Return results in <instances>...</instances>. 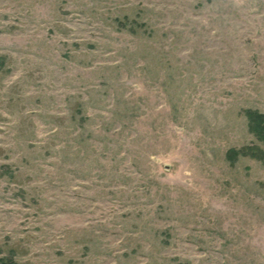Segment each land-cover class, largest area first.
<instances>
[{
	"label": "rangeland",
	"instance_id": "1",
	"mask_svg": "<svg viewBox=\"0 0 264 264\" xmlns=\"http://www.w3.org/2000/svg\"><path fill=\"white\" fill-rule=\"evenodd\" d=\"M247 107L264 0H0V256L264 264Z\"/></svg>",
	"mask_w": 264,
	"mask_h": 264
},
{
	"label": "trees",
	"instance_id": "2",
	"mask_svg": "<svg viewBox=\"0 0 264 264\" xmlns=\"http://www.w3.org/2000/svg\"><path fill=\"white\" fill-rule=\"evenodd\" d=\"M120 27L137 31L138 28L144 27L145 23H140L138 20L124 17L116 19ZM242 114L246 120L247 130L257 143L245 145L240 148L230 147L225 152V160L230 164H235L240 157L248 156L254 158L264 164V112L257 108L247 107L242 110ZM0 264H21L16 258L15 250L7 252L0 256Z\"/></svg>",
	"mask_w": 264,
	"mask_h": 264
}]
</instances>
